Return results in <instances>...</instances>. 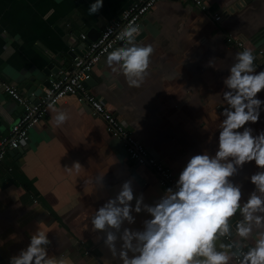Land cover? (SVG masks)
<instances>
[{"label": "crops", "instance_id": "0c3cea01", "mask_svg": "<svg viewBox=\"0 0 264 264\" xmlns=\"http://www.w3.org/2000/svg\"><path fill=\"white\" fill-rule=\"evenodd\" d=\"M92 2L0 0V137L9 134L24 111L4 91V83L27 95L29 79L54 60L60 61V74H70L75 63L70 53L86 52L83 31L102 32L138 0H104L98 13L89 14ZM204 3L208 10L191 0H160L145 16L136 42L150 44L153 52L139 86H130L122 72H114L105 62L107 56L93 70L89 86L176 177L191 155L215 151L225 106L223 77L242 50L228 39L252 49L257 71L264 66V0ZM222 10L230 13L215 22L214 15ZM257 95L264 99V90ZM59 111L68 118L57 125L54 116ZM251 127L264 128V111ZM22 149L19 156L8 153L0 165V264H8V258L27 245L37 222L46 227L49 256L58 264H120L102 240L97 242L91 216L128 179L152 202L164 190L156 173L135 166L123 142L75 96L51 107ZM74 163L78 170L71 167ZM257 170L254 161L248 162L232 177L242 185V200L253 190L249 177ZM99 177H104L103 186ZM145 215L136 214L135 224L126 226L142 227ZM234 219L242 217L237 213ZM85 249L92 255L86 256Z\"/></svg>", "mask_w": 264, "mask_h": 264}, {"label": "clouds", "instance_id": "9594fccd", "mask_svg": "<svg viewBox=\"0 0 264 264\" xmlns=\"http://www.w3.org/2000/svg\"><path fill=\"white\" fill-rule=\"evenodd\" d=\"M103 3L93 0L89 14L98 13ZM138 32V25L129 24L120 36L123 46L105 61L130 86L142 82L153 52L150 44L136 42ZM255 60L250 48L236 52L223 77L225 106L214 152L191 155L174 184L152 202L135 191L131 179L124 180L91 216L97 242L102 240L120 264H264V128L251 127L264 111V99L257 95L264 90V69L257 71ZM67 118L64 111L54 116L57 125ZM253 161L258 168L249 177L254 188L242 200V185L232 177ZM71 167L78 170V163ZM103 178L97 181L101 186ZM140 213L146 214L142 227L126 226ZM237 213L242 219H234ZM50 243L43 222H37L27 245L8 264H58L49 256Z\"/></svg>", "mask_w": 264, "mask_h": 264}, {"label": "built area", "instance_id": "2783aa9c", "mask_svg": "<svg viewBox=\"0 0 264 264\" xmlns=\"http://www.w3.org/2000/svg\"><path fill=\"white\" fill-rule=\"evenodd\" d=\"M160 0H138L122 13L120 21L113 25L106 26L98 39L91 43L89 49L82 56L75 58L74 69L70 74L62 73L59 78L50 82L38 97V102L34 103L31 97L24 94L19 87L4 83V91L15 100L24 111L20 118L12 125L9 134L0 137V165L3 164L8 151L20 149L30 140V132L48 114L49 104L55 106L67 96L78 98L81 106H87L95 117L102 118L108 132L113 138L121 140L125 146L130 161L137 167H147L152 169L157 177L159 185L165 189L174 184L177 178L173 170L164 165L158 158L149 153L144 144L137 140L132 132L120 122L116 116L109 112L105 104L90 92L87 84L95 67L122 42L120 36L122 31L129 25H143L145 16L152 10L153 6ZM203 10H208L204 0H191ZM229 10L214 15V21L220 22L228 16ZM81 40L87 39L86 34L80 35ZM228 43L236 47L245 49L244 43L233 38L228 39ZM264 69V66L262 67ZM12 169H9L11 171ZM84 244V242H82ZM85 255L91 256V249H85Z\"/></svg>", "mask_w": 264, "mask_h": 264}, {"label": "water", "instance_id": "95a60500", "mask_svg": "<svg viewBox=\"0 0 264 264\" xmlns=\"http://www.w3.org/2000/svg\"><path fill=\"white\" fill-rule=\"evenodd\" d=\"M95 32L97 34H95ZM87 35V39L82 42V47L85 48V51L89 49V46L91 43L96 41L98 37L100 36L101 32H98L95 29H86L83 31ZM124 41H122L120 44H118L114 50L118 47L123 46ZM72 58H77L80 54L79 51L70 53ZM61 72L60 67V61L54 60L51 63H49L45 69L40 71L37 76L31 77L29 80L31 82V86L28 89L27 96L31 97V99L34 101V103L38 102V97L43 92V87H47L50 85V82L59 78ZM92 80V76L89 78L87 84L90 86ZM41 84V86H40ZM23 152V149H13L9 150L8 153L10 156H19Z\"/></svg>", "mask_w": 264, "mask_h": 264}]
</instances>
